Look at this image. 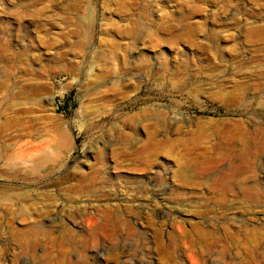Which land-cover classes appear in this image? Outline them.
I'll return each mask as SVG.
<instances>
[{"label":"rangeland","instance_id":"1","mask_svg":"<svg viewBox=\"0 0 264 264\" xmlns=\"http://www.w3.org/2000/svg\"><path fill=\"white\" fill-rule=\"evenodd\" d=\"M123 261L264 264V0H0V264Z\"/></svg>","mask_w":264,"mask_h":264},{"label":"bare ground","instance_id":"2","mask_svg":"<svg viewBox=\"0 0 264 264\" xmlns=\"http://www.w3.org/2000/svg\"><path fill=\"white\" fill-rule=\"evenodd\" d=\"M160 116V115H159ZM23 130H25V131H31L32 130V128H31V126H28L27 127V130L23 127L22 128ZM219 132V131H218ZM26 134V133H25ZM58 156H56L55 155V153L54 152H46L42 157H40L41 159V161L42 162H40L42 165H40L39 163H35L36 165H32L33 167H32V169L33 170H35V171H39L42 167H44V165H45V163H49V161H54V162H59V158H57ZM39 158V157H38ZM33 161V160H32ZM39 162V161H38ZM44 163V164H43ZM48 164H46V166H47ZM45 168V167H44ZM42 170V169H41ZM39 173V172H38ZM75 209V208H74ZM77 209V208H76ZM73 210V209H72ZM82 210V209H81ZM80 210V212H82ZM84 211V210H83ZM77 212V211H76ZM80 212H79V214H80ZM75 214V213H74ZM84 214V213H83ZM82 214V215H83ZM49 215V214H48ZM70 216V215H69ZM72 216H75V215H72ZM50 217V216H49ZM76 217V216H75ZM75 217H73L72 219H74V220H77V219H75ZM121 217V216H120ZM71 218V217H70ZM79 220V219H78ZM107 220V219H106ZM63 222V221H62ZM87 222V221H86ZM89 222H90V220H89ZM95 223V222H94ZM125 223L126 222H124V221H122L121 219H119V220H117V221H115V220H110V221H106V222H104V223H101V224H99V225H97V227H95L94 229H93V231L91 232V238H90V240L92 241V242H101V238L102 237H106L107 239L109 238V239H117V235H118V233H119V231H121V230H126L127 232H131L130 230H133L134 228H130V227H128L127 226V224L125 225ZM76 224H78V223H76ZM48 231V230H47ZM70 233H71V231L70 230H68ZM122 233V232H121ZM120 233V234H121ZM126 233V232H125ZM211 234V232H203L202 234L203 235H206V234ZM119 234V235H120ZM123 236V235H122ZM120 238H121V236H120ZM55 238H52V240H54ZM73 239V237H72V234H68L66 237H63L62 239H61V242H63L64 243V241H67V242H69V240H72ZM119 239V238H118ZM122 240H123V238H122ZM139 241V240H138ZM72 242V241H71ZM147 247V246H146ZM142 248V247H141ZM150 248V247H149ZM145 250V249H144ZM136 251V250H135ZM151 251V250H150ZM150 253V252H149ZM135 254V253H134ZM148 254V253H147ZM149 257V256H148ZM128 258V257H127ZM122 262V261H121ZM123 262H125V261H123ZM132 262H130V264H131ZM125 264H126V262H125Z\"/></svg>","mask_w":264,"mask_h":264}]
</instances>
